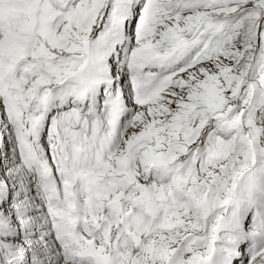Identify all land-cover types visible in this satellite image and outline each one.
Segmentation results:
<instances>
[{
	"label": "rangeland",
	"instance_id": "rangeland-1",
	"mask_svg": "<svg viewBox=\"0 0 264 264\" xmlns=\"http://www.w3.org/2000/svg\"><path fill=\"white\" fill-rule=\"evenodd\" d=\"M149 3L166 6L165 10L160 9L165 11L163 20L149 37L135 42L137 16L144 13L141 10ZM39 4H44L39 14H32ZM45 10L47 16H43ZM157 13L152 12L151 19ZM40 18L49 22H42ZM22 28L36 32L38 41L34 55L47 67L42 74L21 81L20 85L23 66L15 60L21 57L22 50L27 49L21 37ZM121 29L126 30L125 39L130 41L127 54L147 50L152 59L159 62L183 54L187 58L177 67L162 72L165 87L155 92L149 105L126 121L125 127L128 128L123 131L120 144V150L125 154L120 152L112 156L121 162L117 160L114 165L108 164L109 156L105 154L110 147L108 144L77 143L79 134L69 138L63 136L58 121L56 128L48 131L50 141L46 143V149L52 146L54 150L47 154V166L54 169L64 186L65 179L71 175L75 177L72 178L74 181L82 176V183L78 193L70 190L69 197L64 196L66 203L54 202L53 194L45 200L53 206L57 237L54 239L49 227L48 235L42 237L49 238L50 242L55 240L56 250L75 243L71 249L75 252L74 257L70 261L59 260L56 264H75L76 256L83 253L89 256L91 264H116L111 258L114 251L120 255L123 264H162L165 260L166 264H189L206 251L197 246L190 256H183L180 260L174 258L176 250L173 245L181 232L178 227L170 225L169 219L181 213L183 200L176 187L160 184V176L166 173L164 180L167 182L169 174L165 170L172 165L174 169L190 166L189 171L194 177L197 175L201 181L212 182L209 195L200 196L203 205L197 199L191 202L192 209L204 214L208 209L206 202L217 206L231 201L240 173L251 167L245 175L249 178L260 171L259 165L264 167V163H260L264 162V0H0V68L5 69L6 63L11 69L9 82L0 69L1 89H13L17 95L19 87L24 93L35 92L49 90V86L66 81H71L77 88H88L87 91L108 84L111 80L106 79V74L113 78L109 64L113 66L114 55L118 53L116 46L122 38ZM134 57L130 55L131 60ZM30 71L29 68L26 72ZM17 97L11 94V98ZM43 105L40 99L27 110L31 122L40 119ZM9 107V101L0 96V264H20V257L16 255L23 252H19L17 245L21 237L7 236L17 231L21 234L20 221L9 222L1 217L5 212L13 214L15 209L12 206L17 200H11L13 192L19 190L9 189L6 177L13 172L20 173L21 181L14 183L22 184L21 187L26 186L24 180L31 182L32 177L29 178L16 157L15 141L14 151L11 145H7L12 141V127L17 130L19 139L26 141L28 137L23 115L13 112L8 117ZM64 108L68 111L72 106L66 102ZM110 135L106 131L100 137L106 139ZM128 144L133 145L134 157L131 155L130 159ZM22 153L34 177H42L28 191V196L32 194L38 199L37 192L47 195L49 188L44 183V175L41 170L32 168L33 147L23 144ZM76 156L80 158L78 165L74 162ZM213 157L239 162L232 167L231 173L229 170L220 173L221 180L228 178L231 188L227 191L222 183H218L219 179L214 177L211 181ZM131 159L134 160L133 167ZM59 163L65 166L66 173L59 169ZM116 167L119 173L114 170ZM95 168L97 173L93 171ZM91 171L99 175L97 180L105 181L103 187L92 182L94 175L89 174ZM123 177L131 180L137 191L133 185L122 190L124 184L118 185L116 180ZM110 184L113 188L108 190ZM144 184L150 189L148 198L137 196V193L142 194L139 186ZM117 189L122 192L114 194ZM74 196L79 199L78 203L72 202ZM132 199L139 203H131ZM115 200L118 204L112 205ZM165 200L170 203L164 204ZM68 205L70 210L66 213L62 207ZM141 206H146L147 210L140 211ZM139 213L140 220L147 223L137 221ZM76 219L82 220L86 227L84 237L87 243L70 240L71 234L79 229L77 223H73ZM134 223L136 231L131 238L126 231H132ZM152 230L154 232L148 237ZM115 231L119 239L107 241L106 248L95 245L97 242L104 246V241ZM144 232L145 237L138 242ZM58 254L56 251L55 255ZM46 263L49 264V260H45ZM24 264H31L30 259L28 262L24 260Z\"/></svg>",
	"mask_w": 264,
	"mask_h": 264
},
{
	"label": "bare ground",
	"instance_id": "bare-ground-1",
	"mask_svg": "<svg viewBox=\"0 0 264 264\" xmlns=\"http://www.w3.org/2000/svg\"><path fill=\"white\" fill-rule=\"evenodd\" d=\"M125 41H123V42H120V43H118L117 45H124L125 43H124ZM3 59V58H2ZM18 61H20L21 63H22V60H21V58L19 57L18 59H16L15 60V62H17V64H18ZM111 66V64H109V67ZM105 67H108V66H105ZM114 68L116 67V65H114L113 66ZM115 71H117V75H119V72L121 71V70H115ZM122 75H123V73H122ZM106 79L107 80H112V78L110 77V75H108V74H106ZM123 81H121V83H122ZM118 84H120V83H118ZM125 89L127 88V86L125 85V86H123ZM139 110H141V108L139 109ZM18 115V114H17ZM119 132H121V130H119ZM109 134H110V132H109ZM108 135V134H107ZM106 135V136H107ZM100 136V135H99ZM79 139H78V142L77 143H80L81 142V139H80V137H78ZM125 141H127V140H125ZM8 142V141H7ZM11 143V142H10ZM103 147H105V146H103ZM107 147V146H106ZM110 147H107V149H106V152H105V154L107 155V156H110V153H111V151H110V149H109ZM6 152H9V153H12V150H7ZM129 153V152H128ZM130 156H131V154L129 153L128 154V159H130ZM12 158V157H11ZM15 158V157H14ZM131 161V163H132V167H133V162H134V160L133 159H131L130 160ZM26 163V162H25ZM33 164H34V166L32 167L34 170H36V171H40L41 169L39 168V167H37L36 166V164H35V159H34V161H33ZM102 164L103 165H105V163L104 162H102ZM125 166L123 165L122 166V168H124ZM114 170H116L118 173H119V169L116 167ZM15 171V170H14ZM93 171L94 172H96L97 173V168H95V169H93ZM118 173L117 174H115L117 177H118ZM20 175V173H15L14 174V172L11 174V175H9V176H7L6 177V179H7V181H8V183L10 184L9 186H8V188L9 189H11L12 191L13 190H15L16 188H18L19 190L17 191V192H13V197L15 198H13L11 201L12 202H14V200L16 201L17 200V203L16 204H14L13 206H12V208L13 209H15L14 210V212H13V214H7L8 212H5V213H3L2 215H1V217L2 218H4V219H6V220H8L9 222L10 221H12V220H18V221H20V223L18 222V225L20 226V230H21V234H19L18 233V231H17V233H11V234H7V236L9 235V236H20L21 238L19 239V240H17V245H18V247H19V252L22 250L23 252L22 253H20V254H17L16 256L17 257H20L18 260L20 261V264H24V260H26L27 262H28V259H30V263L31 264H45V260H49V264H56L59 260H63V261H65V260H70V259H72L73 257H74V254H75V252H73V251H71V249L73 248V247H75V243H70L69 245H68V243L66 244V245H68V246H64V247H62V248H59L58 250H56L55 248H56V241L55 240H52L51 242H50V240H49V238H43L42 236L44 235V234H46V236L48 235V228H47V226H46V222L44 221H42V219H41V214H39V213H41L40 211L41 210H45L46 208H48V207H53L52 205H50V204H47V201H45L46 202V205H44L45 204V202H43V205H42V203L40 204H38V203H36V200H37V202H38V199L36 198V196H32V194H31V196L29 197L28 196V191H30V190H32V188L30 189V187H32V185H31V183H32V181L30 182V181H27V180H24V182L23 183H26L25 185L26 186H23V187H21L22 186V184H21V186L20 185H16L14 182L15 181H21L20 180V177L21 176H19ZM89 174H93L92 173V171L89 173ZM133 174V173H132ZM94 175V174H93ZM54 176L56 177V175L54 174ZM15 177V178H14ZM25 177V176H24ZM23 177V178H24ZM81 177L82 176H79L78 177V179L77 180H73L72 178H75L73 175H71V176H68V179H65V185L66 186H64L62 183L64 182H62V180H61V178L60 177H58L57 176V179H59V181H58V183H60V190H61V196L64 198V196L65 197H69V191L71 190H76L77 191V193H78V191H79V187H80V183H82V181H81ZM99 177V175L98 174H96V175H94V177L91 179L92 180V182L95 184V185H99V186H101V187H103L104 185H105V181L104 180H97V178ZM22 178V177H21ZM40 178L42 179V177H40V176H37L36 175V178L34 179V182H37V181H39L40 180ZM95 178V179H94ZM124 178L126 179V181H124ZM31 180V179H30ZM116 182L118 183V185H123L124 184V187H123V189L122 190H124V188L127 186V185H133V182L130 180V181H127V178L126 177H123V179L121 178L120 180H119V178H117V180H116ZM84 183H86V182H84ZM133 187H134V185H133ZM48 188V187H47ZM113 188V186L110 184V187H109V189L108 190H111ZM134 189L136 190V188L134 187ZM122 190L121 191H119L118 192V189L116 190V191H114V194H120L121 192H122ZM137 191V190H136ZM46 193H47V196H49V195H51L52 193H51V191H50V189H47L46 190ZM30 194V193H29ZM54 195H55V198L53 199V201L54 202H60L58 199H57V196H56V194L54 193ZM134 198H135V196H134ZM137 200V199H136ZM77 202L78 203V201H79V199L77 198V197H73V200H72V202ZM98 202H101V200L100 201H98ZM132 202H134V203H139L138 201H135V199L133 200H131V203ZM61 203V202H60ZM66 203V202H65ZM170 202H169V200H165L164 201V204H166V205H168ZM118 204V202L115 200V203L114 204H112V205H117ZM112 205L110 206V208L112 207ZM82 206V205H81ZM101 207H102V205H101ZM107 208H109V207H107ZM103 209V208H102ZM39 210V211H38ZM62 210L64 211V212H66V213H68L69 212V210H70V207H69V205L68 206H65V207H62ZM141 210H147V207L145 206V208H144V206H141L140 207V211ZM86 214H87V211H86ZM9 215V216H8ZM264 215L261 213V217H263ZM140 217H141V213H139V215H138V218H137V221L139 222V223H143V222H146V221H142V220H140ZM31 218V219H30ZM65 219H66V217H64ZM37 220L38 221H42V222H40V223H38V224H35V222H37ZM146 220V219H145ZM164 220V219H163ZM87 222L88 223H90V220H89V218L87 217ZM73 223H77V225H78V228L79 229H77L76 230V232H74V233H72L71 234V238H70V240H72L73 239V241H76V242H78L79 240H80V244L81 243H87L88 242V240L86 239V237H84V235H85V230H86V227H85V225H84V223L82 222V220H80V219H76ZM147 223V222H146ZM39 224H41L42 226H41V228H39L38 226H39ZM60 224V223H59ZM157 224V223H156ZM73 225V224H72ZM136 223H134V228H132V231H126V232H128L129 233V235H130V237L132 238L133 237V235H134V233H135V231H136ZM152 226H153V230H154V223H152ZM43 227V228H42ZM150 228H151V224L150 225H148V230H150ZM158 229V228H157ZM151 231V233L148 235V237H150L151 235H152V233L154 232V231ZM51 231V230H50ZM71 231H72V228H71ZM179 231H180V229H179ZM231 231H235V230H233V229H231ZM102 232V231H101ZM100 232V233H101ZM107 232V231H106ZM181 232V231H180ZM53 234L55 235V238L54 239H56V237H57V235H56V233L55 232H53ZM157 234V233H156ZM155 234V235H156ZM165 234H166V230H165ZM259 234V232L257 231V230H254L252 233H251V236L252 237H255L256 238V236ZM51 235V234H50ZM94 236H96V235H94ZM99 236H100V234H99ZM145 237V232L143 233V234H141V236L139 237V240H138V242H140L141 241V239H143ZM85 238V239H84ZM84 239V240H83ZM92 239V238H91ZM98 239V238H97ZM97 239H95V240H97ZM117 239H119V236L117 235V232L115 231L113 234H110V236H109V239L107 238V240L106 241H104V246H101V245H98L97 244V242H95V245H97L98 247H100V248H106V243H107V241H109V240H112V241H114V240H117ZM160 239V238H159ZM82 240V241H81ZM86 240H87V242H86ZM156 240V239H155ZM99 241V240H98ZM4 242H6V241H4ZM71 242V241H70ZM100 243V242H99ZM20 244V245H19ZM83 244H82V246H83ZM103 244V243H102ZM23 245V249L21 248V246ZM58 245V244H57ZM81 246V245H80ZM112 246V245H111ZM199 249H201V250H207V248L209 247V243L207 242V241H203L199 246ZM24 248H25V251H24ZM78 248V247H77ZM94 249V248H93ZM173 249V248H172ZM53 251H55V252H53ZM56 251H59V254L58 255H55V253H56ZM75 251V250H74ZM138 251H139V246H138ZM77 252V251H76ZM94 252V251H93ZM95 253V252H94ZM184 252L182 251V249H176V251L173 253V256H174V258L175 259H178V260H180L184 255H182ZM91 254V253H90ZM93 255V254H92ZM182 255V256H181ZM98 256V255H97ZM251 256V255H250ZM256 257L255 258H253V259H249V261H248V264H264V248L260 251V252H258L256 255H255ZM27 257H28V259H27ZM89 256H87V255H85L84 253L83 254H79V255H77L76 256V261L77 262H81V263H83V264H86L87 262H89L90 264H91V262H90V259L88 258ZM107 257V256H106ZM111 258H113L115 261H116V264H123L122 263V260H121V257H120V255L118 254V253H116L115 251L111 254ZM171 259V258H170ZM169 259V260H170ZM94 260V259H93ZM19 261H17V262H19ZM97 261V260H96ZM95 261V262H96ZM247 261V260H246ZM245 261V262H246ZM245 262L243 261V263L245 264ZM76 263V262H75ZM94 263V262H93ZM101 263V262H100ZM99 263V264H100ZM106 263V262H105ZM239 263V262H238ZM47 264V263H46ZM95 264H97V263H95Z\"/></svg>",
	"mask_w": 264,
	"mask_h": 264
},
{
	"label": "built area",
	"instance_id": "built-area-1",
	"mask_svg": "<svg viewBox=\"0 0 264 264\" xmlns=\"http://www.w3.org/2000/svg\"><path fill=\"white\" fill-rule=\"evenodd\" d=\"M12 138V141H11V144H7V145H11L12 146V149H13V151H14V148H15V146H14V138L13 137H11ZM16 157H17V153H16ZM45 161H47V159L46 160H44V162H42V163H44V164H46L45 163ZM26 173V172H25ZM29 174V173H28ZM40 214V213H39ZM44 219H46L45 217H43ZM44 219H42V221L44 222L45 220Z\"/></svg>",
	"mask_w": 264,
	"mask_h": 264
}]
</instances>
